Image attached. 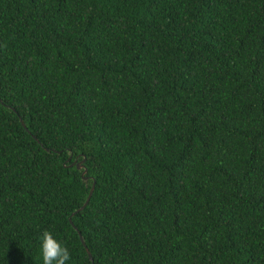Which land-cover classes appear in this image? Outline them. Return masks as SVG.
Listing matches in <instances>:
<instances>
[{"label":"trees","instance_id":"1","mask_svg":"<svg viewBox=\"0 0 264 264\" xmlns=\"http://www.w3.org/2000/svg\"><path fill=\"white\" fill-rule=\"evenodd\" d=\"M44 230L67 264H264V0H0V264Z\"/></svg>","mask_w":264,"mask_h":264},{"label":"clouds","instance_id":"2","mask_svg":"<svg viewBox=\"0 0 264 264\" xmlns=\"http://www.w3.org/2000/svg\"><path fill=\"white\" fill-rule=\"evenodd\" d=\"M43 264H67L71 259L68 247L54 238L51 231L44 230L40 237Z\"/></svg>","mask_w":264,"mask_h":264},{"label":"water","instance_id":"3","mask_svg":"<svg viewBox=\"0 0 264 264\" xmlns=\"http://www.w3.org/2000/svg\"><path fill=\"white\" fill-rule=\"evenodd\" d=\"M82 159H83V155H82L79 159H77V160L74 161V165H75L76 167L80 166V165L82 164V163H81V160H82ZM81 171H84V167L81 169ZM92 182H93V180H91L90 185H89V187H88V190H87V192H86V195H85V197H84L82 203H81L79 206H81V205L86 201V199H87V197H88V194L90 193V190H91V188H92ZM78 237H79L80 241L82 242V239H81L80 234H78ZM82 243H83V242H82ZM83 246H84V249H85V251H86V253H87L88 258H90V253H89L88 249L86 248V246L84 245V243H83Z\"/></svg>","mask_w":264,"mask_h":264}]
</instances>
